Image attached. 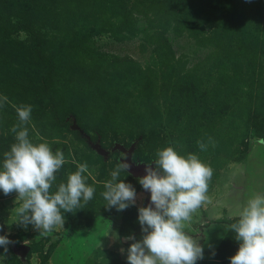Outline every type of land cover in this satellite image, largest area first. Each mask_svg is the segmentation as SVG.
Returning a JSON list of instances; mask_svg holds the SVG:
<instances>
[{
  "label": "rangeland",
  "instance_id": "1",
  "mask_svg": "<svg viewBox=\"0 0 264 264\" xmlns=\"http://www.w3.org/2000/svg\"><path fill=\"white\" fill-rule=\"evenodd\" d=\"M0 97V163L15 106L31 105L29 138L67 160L52 191L82 163L95 187L48 237L11 223L18 194L0 191V235L12 241L0 264H129L134 241L123 238L142 240L149 195L122 172L136 203L105 206L120 144L134 145L133 162L155 166L171 145L214 170L212 203L192 224L204 248L196 264H230L239 241L227 226L264 193V0H0ZM208 137L215 146L201 151Z\"/></svg>",
  "mask_w": 264,
  "mask_h": 264
},
{
  "label": "clouds",
  "instance_id": "2",
  "mask_svg": "<svg viewBox=\"0 0 264 264\" xmlns=\"http://www.w3.org/2000/svg\"><path fill=\"white\" fill-rule=\"evenodd\" d=\"M6 102L7 97H0V107ZM15 110L18 123L11 128L15 142L0 163V191L18 194L11 223L25 228L31 224L39 236L48 237L64 227V213L84 208L93 199L95 187L87 182L91 172L82 163L52 191L57 172L67 163L64 152L53 151L43 138L39 143L29 138L31 105L21 104ZM207 141L197 140L201 151H207L209 144L215 146L211 137ZM259 142L264 143V139ZM154 162L155 168L146 166L147 174L139 178L150 191L151 203L138 210L142 240L123 238L134 241L127 249V260L129 264H196L203 259L204 248L200 235L191 234L192 224L199 210L212 203L209 186L214 170L197 154L182 155L171 145L158 149ZM129 168L122 156L110 173L111 179L103 183L101 196L106 207L122 211L136 203L134 187L120 178ZM237 216V221L227 226L239 241L230 264H264V193L254 192ZM113 236L118 238V234ZM11 243L7 235H0L5 255Z\"/></svg>",
  "mask_w": 264,
  "mask_h": 264
},
{
  "label": "water",
  "instance_id": "3",
  "mask_svg": "<svg viewBox=\"0 0 264 264\" xmlns=\"http://www.w3.org/2000/svg\"><path fill=\"white\" fill-rule=\"evenodd\" d=\"M95 147V146H94ZM134 145L130 144L128 147H125L124 145L120 144L117 148L118 152V160L120 161L122 156L127 158L128 163L130 164V168L127 170V173L130 174L134 178H141L144 175H146V166L150 165L151 167L155 168L152 162L150 163H142V162H133L131 159V153L133 150ZM110 150H103L100 149V152L104 155H108L111 153ZM141 189L146 192L149 196L145 199V207L149 206L151 203L150 201V191L145 190L143 186L141 185Z\"/></svg>",
  "mask_w": 264,
  "mask_h": 264
}]
</instances>
